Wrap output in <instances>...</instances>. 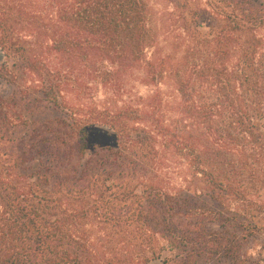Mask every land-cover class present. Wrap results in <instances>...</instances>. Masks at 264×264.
<instances>
[{
  "label": "trees",
  "instance_id": "trees-1",
  "mask_svg": "<svg viewBox=\"0 0 264 264\" xmlns=\"http://www.w3.org/2000/svg\"><path fill=\"white\" fill-rule=\"evenodd\" d=\"M193 6L170 65L147 56V0H0V79L20 83L0 99V264H193L233 244L207 224L259 230L264 0ZM137 71L147 97L77 96L126 95Z\"/></svg>",
  "mask_w": 264,
  "mask_h": 264
},
{
  "label": "rangeland",
  "instance_id": "rangeland-1",
  "mask_svg": "<svg viewBox=\"0 0 264 264\" xmlns=\"http://www.w3.org/2000/svg\"><path fill=\"white\" fill-rule=\"evenodd\" d=\"M193 4V7L205 8V0H147L148 3V26L151 33L154 36L153 43L151 47L147 50V56L150 59H161L164 62H168L170 65L175 63L183 54L185 46L187 43L184 40V35L180 27V19L182 13L186 15L187 10L179 8L183 4ZM177 6V7H176ZM189 45V44H188ZM144 75L142 71L133 72L127 78V94L126 95H77L81 97L83 101H94L98 102H110L119 104L120 101L128 102L133 99L136 95L140 97H147L154 90L152 87L144 86L141 81ZM20 83L11 84L3 79H0V99L7 101L12 97L17 95V88ZM164 99L170 105H174L179 101V96L175 91V88L171 85L169 81H165L159 86ZM66 99L71 100L73 95H64ZM110 142L107 138L103 136H91L89 138V147L87 152L92 154L93 145H107ZM170 166L171 175L173 177L172 181L174 184L180 183L175 171L181 169L180 164L175 162L173 164H168ZM260 201L264 203V195L260 197ZM91 203H88L90 206ZM72 207H76L72 205ZM224 216L227 218L230 216L231 212L235 209H219ZM259 218L263 221L259 230L253 236H248L245 229L235 226L231 228L226 225L222 227V224H207L209 232H213L216 235H229L233 244L226 242V245L221 247L219 253L213 255L209 254H199L198 250L195 252V260L193 264H264V208L260 210L259 207ZM263 225V226H262ZM85 232L87 231L89 241H94L98 237V232L96 227L92 223L84 224ZM232 235L234 238H232ZM87 237V236H86ZM228 237V236H227ZM160 243L164 244V242ZM165 246V244H164ZM164 257H171L172 264H179L183 256L180 257L175 252L173 253H163Z\"/></svg>",
  "mask_w": 264,
  "mask_h": 264
}]
</instances>
